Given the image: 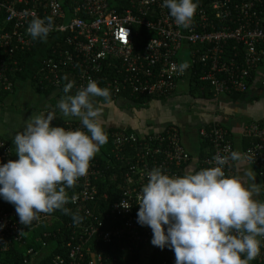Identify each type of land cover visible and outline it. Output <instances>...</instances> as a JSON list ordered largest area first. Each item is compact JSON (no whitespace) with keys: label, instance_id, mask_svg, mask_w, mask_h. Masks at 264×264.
<instances>
[{"label":"built area","instance_id":"built-area-1","mask_svg":"<svg viewBox=\"0 0 264 264\" xmlns=\"http://www.w3.org/2000/svg\"><path fill=\"white\" fill-rule=\"evenodd\" d=\"M130 3L119 12L108 0H0V23L3 25L0 50L7 54L0 60V89L13 91V78L18 69L13 57L17 51H27L35 43L26 31L27 20L34 12L38 17L53 20L54 27L49 33L54 47L52 52L57 51L55 44L60 40L65 44L58 49L56 59L44 57L40 70L43 75L39 82L58 91L67 83L62 79L65 75L75 82L73 91L86 85L89 78L97 81L95 76L108 57L121 63L116 74L103 76L106 87L115 95L168 97L175 93L178 83L187 74L191 86L196 82L205 83L215 97L248 90L264 57V0H198L187 28L174 23L168 9L162 6V0H131ZM133 26L152 32L141 48L135 49L134 39L138 32ZM229 46L232 51L239 46L241 51L229 53ZM183 64L187 67L181 71ZM72 72L75 74L69 76ZM261 84L264 85V80ZM65 128L85 131L79 120L66 123ZM198 137L211 144L212 153L205 160L208 168L215 166L213 157L216 154L226 156L234 151L228 130L218 123L201 127ZM243 137L248 143L242 150V157L254 169L261 184L260 198L264 201V121H253L245 126ZM111 139V152L116 158L125 146L135 152L134 164L125 178L129 189L110 211L111 219L119 220L120 226L102 231V223L97 220L86 226L77 224L76 229L82 232L78 243H66L61 254L51 258L50 264H112L108 256L92 250V243H110L114 239L127 240L135 248L141 246L140 255L144 258H148L154 248L150 243V228L136 222L140 187L146 183V173L154 167L169 175L181 176V167L191 156L174 124L144 136L117 129L112 132ZM8 160H15L13 151L0 138V163ZM223 170L226 175L235 176L233 161L229 160ZM99 176L96 165L89 162L87 174L76 182L79 190L73 195L75 201L72 198L71 201L79 204L92 199L97 193L92 180ZM121 202L130 207H120ZM45 218L46 214L40 213L38 220L21 225L14 207L0 200V224L3 225L0 228V264H4L2 259L13 246L25 247L26 229L39 226ZM258 239H261L260 252L249 264H264V238ZM164 250L171 253L160 258L157 264H174V252L168 248ZM36 256L33 248H26L22 263L38 264Z\"/></svg>","mask_w":264,"mask_h":264},{"label":"clouds","instance_id":"clouds-1","mask_svg":"<svg viewBox=\"0 0 264 264\" xmlns=\"http://www.w3.org/2000/svg\"><path fill=\"white\" fill-rule=\"evenodd\" d=\"M178 27H189L198 0H162ZM25 13V16H28ZM51 17L33 12L26 31L44 42L53 30ZM187 65H180L182 71ZM56 107L64 118H76L85 131L50 126L57 118L42 111L26 119L12 138L17 159L0 163V200L14 207L21 225H30L39 214L61 210L69 214L66 189L87 174L90 160L107 140L100 123V106L94 98L110 102V92L91 78L76 89L67 75ZM235 151L213 157L215 166L182 176L169 175L159 167L146 173L139 191L136 222L151 230V245L174 252V264H249L260 252L264 238V201L255 199L259 188L254 177L242 183L223 170ZM75 201V197H72ZM128 209L130 205L120 203ZM74 224L81 217L72 213ZM0 228L3 225L0 224Z\"/></svg>","mask_w":264,"mask_h":264},{"label":"crops","instance_id":"crops-1","mask_svg":"<svg viewBox=\"0 0 264 264\" xmlns=\"http://www.w3.org/2000/svg\"><path fill=\"white\" fill-rule=\"evenodd\" d=\"M44 57L37 66H34V63L30 65V58L24 69L18 75H14L13 91L4 99L0 107V137L12 148L14 157L15 145L12 144V138L18 130L22 129L26 119L42 111H53L57 118L50 123V126L63 127L68 122L78 121L76 118L62 117L56 107L59 99L58 90L52 88L47 92H35L32 82L35 74L41 70ZM189 80L187 74L178 83L173 95L163 99L154 98L146 108H137L125 98L109 102L106 105H110L113 109L110 110L113 119L107 121L99 118L100 123L104 130L107 128L123 129L138 136L160 131L170 124L176 125L180 130L182 144L191 156V162L186 167L184 174L192 171L198 160V130L209 123H219L230 131L234 151L239 154V159L233 161L235 176L245 184L251 183L249 174L253 176V182L259 188V192L254 198L261 201L260 181L252 166L244 161L242 150L243 143H245L243 137L245 126L253 121H264V85L261 84L264 80V57L248 90L244 93L224 94L208 99L193 93ZM94 101L96 100L94 99ZM185 130L188 132L182 138V132L184 133ZM99 154L100 151L96 153V155ZM192 163L194 164L192 165Z\"/></svg>","mask_w":264,"mask_h":264},{"label":"trees","instance_id":"trees-1","mask_svg":"<svg viewBox=\"0 0 264 264\" xmlns=\"http://www.w3.org/2000/svg\"><path fill=\"white\" fill-rule=\"evenodd\" d=\"M130 1L131 0H108L109 4L116 8L119 12H122L124 9L128 8L131 4ZM1 15L2 13H0V21L2 19ZM1 27H3V25L0 23V28ZM133 30L138 32L137 38L134 39L135 49L141 48L142 45L152 36V32L141 26H133ZM47 41H49V43L46 44ZM34 42V45L29 50L17 51L15 53L13 58L18 63V69H16L15 74L18 75L21 70L24 69L26 62L32 56L37 54L42 47H45V45L46 47L44 49V56H52L55 59L57 57L58 49L65 47L64 42L60 40L55 44V48L58 46V48H56L57 51L55 50V53H53L52 51L54 47H52L51 44V35H48L44 42H41L39 39L34 40ZM227 51L229 53H239L241 48L238 46L234 51H232L229 46ZM6 57L7 54L0 50V60L5 59ZM120 67L121 63L119 60L108 57L105 60V63H103L102 69H100L99 73L95 76L98 86L101 88H107L103 76L107 73L116 74V71L119 70ZM74 74L75 72H72L69 76ZM42 75L43 73L39 71L37 74H35L32 82L35 92L38 93L47 92L49 89H52L49 85H45L44 82L38 84L39 78ZM191 87V91L196 93L198 96L200 95L208 99L213 96L210 87L205 83L196 82L195 85ZM107 89L110 92V102L125 98V100L129 101L130 104L135 105L137 108H146L148 103L154 98H166L164 96L157 95H144L136 97L128 96L126 93L115 95L111 89ZM71 93H75V91L72 90ZM8 95L9 92L0 89V107ZM62 95L63 92L62 89H60L58 91V97L60 98ZM97 98L98 100L103 101L102 98ZM65 125L66 124H64L63 127H65ZM210 125L211 123L205 125V127L208 128ZM116 130L117 129L114 128L105 129L108 140L103 146L100 147V154H95V156L90 160V163L95 164L100 173V176L96 180H92V183L97 190V193L93 196V198L76 204L71 201V198L78 192L79 187L75 184L74 187L66 189L69 202L65 205V207L69 209V214H65L61 210H54L52 213L46 214V218L39 226L32 229L27 228L24 233V239L26 243L25 247L18 248L17 246H13L11 251H9V253L2 259L4 264H23V252L29 247L33 248L36 252V257L39 259L38 264H50L51 258H53L55 254H61L60 252L66 243L76 245L78 243L77 239L79 235H82V232L78 227L76 229L77 224L73 223L71 218L72 213L78 214L81 217V220L78 223L80 226H86L88 223L96 220L97 222L100 221L102 223L100 228L102 231L111 230L114 227L120 226L119 220L111 219L110 211L112 205L118 202L122 197V194L129 189V185H126L125 183V178L126 174L130 173L129 168L131 164H134L133 156L135 152L132 148L125 146L121 149L119 153L120 156L117 158L114 156V154L111 152L113 148L111 134ZM228 134L232 138L229 130ZM1 139L3 140V138ZM244 142L245 143H243V147L247 145L248 141L245 139ZM5 143L8 145L7 142ZM211 153V144L207 140L200 139L199 137L198 160L195 164L192 163V165L194 164V167L192 171H189L188 173L198 171L203 168H208L205 164V160L211 155ZM14 159L17 158L14 157ZM190 162L191 159L188 160L186 164H189ZM186 164L181 167V176L184 175V171L186 170L184 167ZM88 213L91 214V217L88 216ZM43 242L45 243L44 246L42 245ZM92 244V250L108 256V261H110L112 264H157L160 258H165L169 252L171 253L169 250H161L154 246L149 257L144 258L140 255L141 246L139 248H135L131 243L124 239L120 242H118L117 239H114L110 243L98 242ZM121 247L124 249L121 250ZM112 259L115 261H112Z\"/></svg>","mask_w":264,"mask_h":264},{"label":"rangeland","instance_id":"rangeland-1","mask_svg":"<svg viewBox=\"0 0 264 264\" xmlns=\"http://www.w3.org/2000/svg\"><path fill=\"white\" fill-rule=\"evenodd\" d=\"M47 43H49V41H47L46 42V44ZM45 47H46V45H45ZM45 47H42L39 51H38V53H37V55H35L34 56V58H31V61H30V65H32V63H34L35 65L34 66H37L38 64H39V61L44 57V55H45V51H44V49H45ZM96 101H94V103H98L99 104V106H100V112H101V115H100V119H103V120H107V121H109L110 119L112 120L113 119V117H111V111L110 110H113L111 107H110V105H106V104H108V103H105V102H103V101H100V100H98L97 98H94ZM99 119V120H100ZM198 129V128H197ZM187 132H188V130H185L184 131V133L182 132V138L183 137H185L186 135H185V133L187 134ZM191 132V131H190ZM16 157V156H15Z\"/></svg>","mask_w":264,"mask_h":264}]
</instances>
